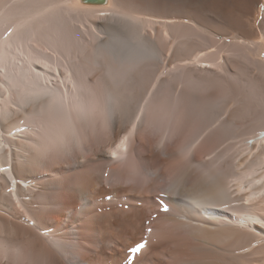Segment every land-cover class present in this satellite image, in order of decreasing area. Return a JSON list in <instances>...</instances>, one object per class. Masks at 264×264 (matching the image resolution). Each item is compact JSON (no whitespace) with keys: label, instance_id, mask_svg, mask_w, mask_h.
<instances>
[{"label":"bare ground","instance_id":"obj_1","mask_svg":"<svg viewBox=\"0 0 264 264\" xmlns=\"http://www.w3.org/2000/svg\"><path fill=\"white\" fill-rule=\"evenodd\" d=\"M82 1L0 0V238L62 234L60 264H264V147L245 144L264 0ZM176 180L207 214L161 211Z\"/></svg>","mask_w":264,"mask_h":264},{"label":"clouds","instance_id":"obj_2","mask_svg":"<svg viewBox=\"0 0 264 264\" xmlns=\"http://www.w3.org/2000/svg\"><path fill=\"white\" fill-rule=\"evenodd\" d=\"M65 247L62 234L32 233L24 242L14 245L0 238V258L3 264H60Z\"/></svg>","mask_w":264,"mask_h":264},{"label":"snow or ice","instance_id":"obj_3","mask_svg":"<svg viewBox=\"0 0 264 264\" xmlns=\"http://www.w3.org/2000/svg\"><path fill=\"white\" fill-rule=\"evenodd\" d=\"M137 119H139V117H137ZM133 127L135 126L133 125ZM141 127H143V125H141ZM127 140L128 137L126 136L119 145V147L124 148L125 151H127L126 149ZM170 155H174V154H170ZM8 171H10L9 168H0V172H8ZM105 175H107V173H105ZM153 175L155 176L156 174L153 173ZM157 178L160 177L157 176ZM12 190L13 189L9 188L10 192ZM164 198H168L173 203H176L178 206H181L182 212L186 211L189 208H194L204 214H207L209 208L213 206L211 204L210 198L206 194H204L203 192L190 189L187 185H181L180 180L168 182L167 186L162 188L159 192V195L157 196V200L161 207V211L164 213H169L170 211L169 203H165ZM178 218H182V217H178ZM261 227H264V225H261ZM147 231L149 234H151L152 229L148 228ZM146 244L147 241L138 243L136 246L129 249V253L134 257L135 254L141 252V250L145 248Z\"/></svg>","mask_w":264,"mask_h":264},{"label":"rangeland","instance_id":"obj_4","mask_svg":"<svg viewBox=\"0 0 264 264\" xmlns=\"http://www.w3.org/2000/svg\"><path fill=\"white\" fill-rule=\"evenodd\" d=\"M101 131H102V130H101ZM100 133H101V132H100ZM100 133H94V134H92L91 137L89 138V140L92 141V142L97 141L98 138H99ZM80 208H82V207H80ZM25 240H26V239H23V240L21 241V243L24 242ZM61 264H62V263H61Z\"/></svg>","mask_w":264,"mask_h":264},{"label":"water","instance_id":"obj_5","mask_svg":"<svg viewBox=\"0 0 264 264\" xmlns=\"http://www.w3.org/2000/svg\"><path fill=\"white\" fill-rule=\"evenodd\" d=\"M89 3V2H96V3H106L107 0H83L82 2L85 3V2Z\"/></svg>","mask_w":264,"mask_h":264}]
</instances>
